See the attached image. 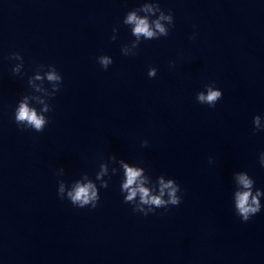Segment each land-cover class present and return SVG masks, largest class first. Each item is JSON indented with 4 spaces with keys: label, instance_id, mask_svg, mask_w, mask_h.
<instances>
[{
    "label": "clouds",
    "instance_id": "9594fccd",
    "mask_svg": "<svg viewBox=\"0 0 264 264\" xmlns=\"http://www.w3.org/2000/svg\"><path fill=\"white\" fill-rule=\"evenodd\" d=\"M163 19H171V17H162ZM128 23H134V33L139 37L143 35L146 38H153L156 36V33L149 26V23L146 19H139L135 16V14L128 16ZM156 29L160 34L164 36H168V32L166 29L159 23V21L155 24ZM19 54L13 53L12 58H16ZM98 63L105 70L108 68L110 64H112V60L107 56H101L98 58ZM148 75L150 77L156 75V69H152L149 71ZM39 78V77H37ZM48 79L50 81L59 80L60 77L55 75L54 73H49ZM222 98V92L220 90H215L213 87L209 86L207 88L206 94L204 92H200L197 94V100L200 104H207L209 107H215L218 100ZM14 120L17 125L24 124V128H30L36 132H42L45 128L46 120L43 116L37 115L34 109H31L27 106L26 103H21L19 109L15 112ZM254 130H264L260 128V117L256 116L253 119ZM147 145V141H145V146ZM259 162L262 167H264V152L260 153ZM126 168L127 181L124 184L126 189H130L129 195L127 197L128 201L133 200L136 197L137 192L140 194V201L144 205L155 206V208H150L151 212H154L155 209L164 208L167 209L169 205L178 206L182 202V196H177V191L180 190V186L174 182L173 180H169L167 183L164 182L163 179L160 181V195L154 196L149 194V190L144 188L143 186L132 187L137 184L138 179L141 176L139 170L136 169H128ZM238 183L242 186L244 190L236 192L235 195V210L236 215L240 217V219L244 222H247L261 211V203L259 197L264 194L260 191H257L255 195L252 193L253 180L249 178L247 174L240 173L237 176ZM168 189V199H162L164 195V190ZM60 193L64 192V186L61 184ZM68 199L70 202L77 207L84 208L89 206L91 208H95L97 206V202L100 197L97 196L95 187L93 184H77L73 191L68 192ZM63 197H61L62 199ZM142 210V209H134V211ZM145 216L148 213L144 214Z\"/></svg>",
    "mask_w": 264,
    "mask_h": 264
}]
</instances>
